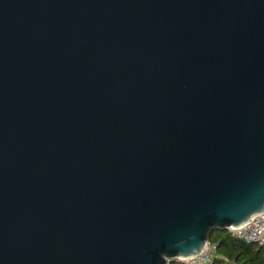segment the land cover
Here are the masks:
<instances>
[{
	"label": "water",
	"instance_id": "obj_1",
	"mask_svg": "<svg viewBox=\"0 0 264 264\" xmlns=\"http://www.w3.org/2000/svg\"><path fill=\"white\" fill-rule=\"evenodd\" d=\"M264 212V0H0V264L194 261Z\"/></svg>",
	"mask_w": 264,
	"mask_h": 264
},
{
	"label": "trees",
	"instance_id": "obj_2",
	"mask_svg": "<svg viewBox=\"0 0 264 264\" xmlns=\"http://www.w3.org/2000/svg\"><path fill=\"white\" fill-rule=\"evenodd\" d=\"M209 237V243L216 245V259L213 264H264V246L247 243L233 237L227 230L220 231L219 236ZM168 264H185L170 261Z\"/></svg>",
	"mask_w": 264,
	"mask_h": 264
},
{
	"label": "built area",
	"instance_id": "obj_3",
	"mask_svg": "<svg viewBox=\"0 0 264 264\" xmlns=\"http://www.w3.org/2000/svg\"><path fill=\"white\" fill-rule=\"evenodd\" d=\"M227 231L237 239L264 246V212L253 216L242 226L230 227ZM207 246V249L194 261L184 259L180 262L185 264H213L216 259V245L208 243Z\"/></svg>",
	"mask_w": 264,
	"mask_h": 264
},
{
	"label": "rangeland",
	"instance_id": "obj_4",
	"mask_svg": "<svg viewBox=\"0 0 264 264\" xmlns=\"http://www.w3.org/2000/svg\"><path fill=\"white\" fill-rule=\"evenodd\" d=\"M219 235H220V231H218V230L213 233V236H219Z\"/></svg>",
	"mask_w": 264,
	"mask_h": 264
}]
</instances>
